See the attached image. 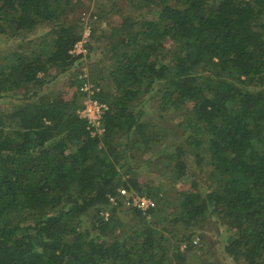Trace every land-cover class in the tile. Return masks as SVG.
I'll use <instances>...</instances> for the list:
<instances>
[{
    "label": "trees",
    "instance_id": "obj_1",
    "mask_svg": "<svg viewBox=\"0 0 264 264\" xmlns=\"http://www.w3.org/2000/svg\"><path fill=\"white\" fill-rule=\"evenodd\" d=\"M92 2L0 0V264H224L211 223L264 264V0H96L99 137L69 52Z\"/></svg>",
    "mask_w": 264,
    "mask_h": 264
},
{
    "label": "built area",
    "instance_id": "obj_2",
    "mask_svg": "<svg viewBox=\"0 0 264 264\" xmlns=\"http://www.w3.org/2000/svg\"><path fill=\"white\" fill-rule=\"evenodd\" d=\"M92 38V29L90 27L85 28L82 37L70 49V54L74 57L86 58L90 52L89 48ZM81 77L85 79L81 89L86 93V99L84 106L77 113L80 118L87 121V128L90 134L99 137L106 130L104 121L110 110V105L106 101H102L96 97L100 87L90 80L87 72L82 71ZM120 201L128 207L139 208L149 219L152 218L151 210L155 207L156 202L150 196L140 194L133 189L122 187L117 193L109 195V202L112 206H118ZM102 214L108 217L109 211H103ZM199 240V237H197L194 242L198 243ZM186 246L187 244L183 243L181 249H186Z\"/></svg>",
    "mask_w": 264,
    "mask_h": 264
},
{
    "label": "rangeland",
    "instance_id": "obj_3",
    "mask_svg": "<svg viewBox=\"0 0 264 264\" xmlns=\"http://www.w3.org/2000/svg\"><path fill=\"white\" fill-rule=\"evenodd\" d=\"M96 7H97L96 0H93L91 8H89V10H87L85 14L82 15L85 20L84 29L87 27H90L93 31V21H92L91 13L96 10ZM92 43H93V38H92V42L90 46L92 45ZM91 56H92L91 59L84 58L81 64V71L87 72L90 80L94 82L91 76L89 62L90 60L96 59L98 55L92 52ZM51 87H54V84H51ZM147 108L148 109L151 108L150 104L147 105ZM208 227L209 228H206L205 230H198L195 236V239L197 237L201 238L202 233H205V232L210 233V235L212 236V242H213V248L211 249V253L212 255H214L216 261L222 262L224 264H235L233 259L230 257V255L225 250V243H226V237H227V233L225 232V230L222 229L221 231H218L214 223L209 224ZM200 241L202 242V239H200L199 242Z\"/></svg>",
    "mask_w": 264,
    "mask_h": 264
}]
</instances>
